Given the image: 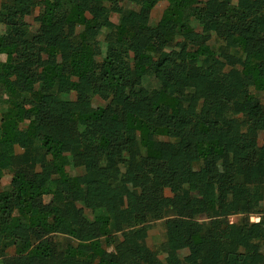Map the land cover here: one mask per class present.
Instances as JSON below:
<instances>
[{
  "label": "trees",
  "instance_id": "1",
  "mask_svg": "<svg viewBox=\"0 0 264 264\" xmlns=\"http://www.w3.org/2000/svg\"><path fill=\"white\" fill-rule=\"evenodd\" d=\"M158 2L0 0V264H264V0Z\"/></svg>",
  "mask_w": 264,
  "mask_h": 264
},
{
  "label": "rangeland",
  "instance_id": "2",
  "mask_svg": "<svg viewBox=\"0 0 264 264\" xmlns=\"http://www.w3.org/2000/svg\"><path fill=\"white\" fill-rule=\"evenodd\" d=\"M167 4V0H159V2L156 4L155 8L153 9L152 11V16H151V24H154V22H156L157 20H161L163 19L166 14L164 12V8ZM26 20L29 22V24L31 26H33V23H32V17L29 16V17H26ZM111 20L114 22V23H126L127 19L121 15H118L117 13H112L111 14ZM93 21L92 20H89L88 23L91 24ZM192 26H195V24H192ZM196 27V26H195ZM190 29V26L189 28ZM3 30V25L0 24V32ZM127 34H130L131 32L129 30H126ZM114 37V33L113 32H110L108 35H107V40H111L112 38ZM97 42H94L92 44H96ZM261 96V94H260ZM163 99H166V96H162ZM93 102L96 106L98 105H101V102L99 99H97L96 97L93 99ZM28 133L31 132V128H28ZM27 133L26 132H23V131H19L17 133V140H18V143L23 141L24 139V136L26 135ZM142 142L144 145H147V141H146V138L145 136L143 135L142 136ZM66 170L69 174L73 175L75 173H77V170L76 169H73V168H70V167H66ZM9 175H4L1 179H0V190L4 187L7 186L8 182H9ZM55 183L56 181L55 180H48L47 183L45 184V186L43 187V198L45 200H47L54 188H55ZM166 194H169V191H166ZM232 220H236L237 217L234 216V217H231ZM165 229H164V224H163V220H156L153 222L150 230H149V235L147 237V244L150 248L156 250V251H159V247H160V244L165 240ZM159 257L162 258L163 255L159 253Z\"/></svg>",
  "mask_w": 264,
  "mask_h": 264
},
{
  "label": "built area",
  "instance_id": "3",
  "mask_svg": "<svg viewBox=\"0 0 264 264\" xmlns=\"http://www.w3.org/2000/svg\"><path fill=\"white\" fill-rule=\"evenodd\" d=\"M261 217H262L261 212H253L250 214V221L258 222V221H260Z\"/></svg>",
  "mask_w": 264,
  "mask_h": 264
},
{
  "label": "crops",
  "instance_id": "4",
  "mask_svg": "<svg viewBox=\"0 0 264 264\" xmlns=\"http://www.w3.org/2000/svg\"><path fill=\"white\" fill-rule=\"evenodd\" d=\"M258 212H261L262 213V211H258ZM230 219V218H229Z\"/></svg>",
  "mask_w": 264,
  "mask_h": 264
}]
</instances>
